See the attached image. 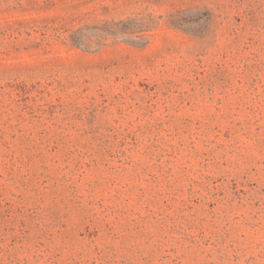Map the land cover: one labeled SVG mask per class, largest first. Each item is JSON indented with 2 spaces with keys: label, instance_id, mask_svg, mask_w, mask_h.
Returning <instances> with one entry per match:
<instances>
[{
  "label": "rangeland",
  "instance_id": "1",
  "mask_svg": "<svg viewBox=\"0 0 264 264\" xmlns=\"http://www.w3.org/2000/svg\"><path fill=\"white\" fill-rule=\"evenodd\" d=\"M0 264H264V0H0Z\"/></svg>",
  "mask_w": 264,
  "mask_h": 264
}]
</instances>
